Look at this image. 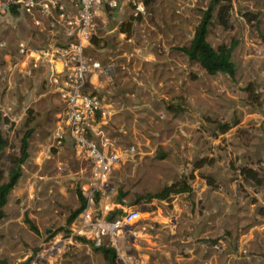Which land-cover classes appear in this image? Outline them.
<instances>
[{"label": "rangeland", "instance_id": "374dc122", "mask_svg": "<svg viewBox=\"0 0 264 264\" xmlns=\"http://www.w3.org/2000/svg\"><path fill=\"white\" fill-rule=\"evenodd\" d=\"M211 1L150 0L146 14L138 17V29L149 40L137 44L140 52L134 57L152 66L137 65L121 82L114 66L113 84L107 81L104 88L113 98L102 96L98 120L102 138L122 152L132 147L135 152L104 184L66 135L55 138L64 107L44 72L12 74L0 53V110L8 109L0 111V133L8 142L1 182L7 180L9 158L32 131L28 161L0 220V264L27 256H32L29 264H107L91 243L76 240L81 236L73 232L74 222L67 225L79 208L77 191L93 216L142 212L119 240V251L112 247L118 264L126 255L137 264H264V0H231L224 27L214 13L208 41L214 48L236 43L234 79L209 76L184 56L182 71L153 65L180 53L178 44L172 47L175 37L183 47L189 44ZM128 8L123 20L133 16ZM110 12L104 9L107 28L113 29ZM96 27L104 31L99 22ZM170 36L172 43L165 44ZM243 168L253 171L259 183L245 179ZM180 180L187 181L190 192L166 201L145 200ZM95 192L100 193L97 204ZM26 218L37 233L29 230Z\"/></svg>", "mask_w": 264, "mask_h": 264}, {"label": "built area", "instance_id": "2783aa9c", "mask_svg": "<svg viewBox=\"0 0 264 264\" xmlns=\"http://www.w3.org/2000/svg\"><path fill=\"white\" fill-rule=\"evenodd\" d=\"M65 0H0V15H7L12 9L24 14L45 18L51 28L63 25L69 40L64 44L50 43L45 47L33 49L21 41L17 45L18 58L15 66L19 72L30 75L32 69H45L44 81L55 90L63 104L62 125L55 138L62 139L66 135L73 143L77 153L83 154L94 169L102 184L109 175L118 168L128 153H134L132 147L125 152L111 145L108 139L102 138L98 131V120L103 113L102 94L89 90L87 79L89 75L103 74L110 85L113 84L112 61L101 64L87 55L85 50L96 35L97 7L106 5L112 12L119 11L120 0H69L76 3L77 11L70 16L66 12ZM133 16L138 18L146 14L145 0H127ZM183 9V8H182ZM34 18L36 26L41 20ZM6 44L0 42V50ZM140 50L130 53V58ZM261 55L262 51H258ZM1 74V71H0ZM6 110L0 111L6 114ZM139 209H124L113 220H107L105 214L93 216L86 209L73 221V232L86 239L94 247L105 244L115 247L125 236L126 229L140 220ZM118 262V257H117ZM119 264H137L129 256H120Z\"/></svg>", "mask_w": 264, "mask_h": 264}, {"label": "crops", "instance_id": "0c3cea01", "mask_svg": "<svg viewBox=\"0 0 264 264\" xmlns=\"http://www.w3.org/2000/svg\"><path fill=\"white\" fill-rule=\"evenodd\" d=\"M120 2L122 8L119 11L111 12L113 17L112 19L115 22V26L113 27V29L107 28V18L104 13V9L107 8L106 5L103 4L102 6L96 8V22H99V25L103 26L102 28L104 29V31H102L101 29V31L96 30V35L93 38L94 42H91L85 50L87 55L91 56L93 59L99 61L103 65L109 61H112L114 66H116L115 76L118 82L124 80L125 74H131L130 71L134 73V70L139 65H143L145 69L152 66V63L148 61H146L148 63H143L141 61L137 62V59L140 55L138 57L136 56L137 58H130L129 55L130 53L134 52L137 44L142 45V43H145L147 42V40H149V37L148 35L145 36L141 34L143 32V29H138L139 24L137 22L133 24L131 36H126L125 34H121L118 32V26L122 21L125 20H123V17L128 15L130 11L127 5V0H120ZM64 4L66 12L70 14V16L76 13L77 8L75 2L65 0ZM23 15L24 13L22 12H19L18 16L10 15L12 16V18H9V14L0 15V42H4L6 44V47L0 50V53H2L1 63L4 62V65L6 63L5 67L11 70L12 74L17 75H20L19 72H16L18 70V67L14 64L12 65L10 63V60L18 58L17 45L19 42L23 41L29 47L38 49L40 47H45L50 43L64 44L69 40V37L66 35V28L63 25H56L55 28H50V26L47 25L48 28H46L42 25V23L44 24L45 22V18L38 16V14H34L35 16L33 17L41 20V26H36L34 23V18L32 16L28 15L31 17V19H29L28 21H24L21 18ZM45 24H48L47 20ZM22 30H24L26 34L22 33ZM192 37L193 35L189 37L190 41L192 40ZM171 38L174 37H167V41H165L164 43H172ZM107 39L109 44L107 43ZM174 42L176 43L173 44L172 47L176 46V44H178V47H183V45L179 43V40L176 37L174 38ZM165 52L168 54V51L164 50V53ZM177 54H179L181 57L177 56ZM183 56L184 55H182V53L176 52L171 56L167 55L168 61L161 64L156 62L153 63V65L161 66L163 68H166L167 70H170L172 69V67H174L176 71H182L183 66H186L184 59H181L183 58ZM42 71L45 72V69H32V76L33 74L35 75L36 73H40ZM42 77L44 78V75H42ZM87 80V87L89 90H96L100 92L102 96H107L109 94V92L104 91V88L107 84V79L103 74L89 75ZM107 97H109V99L113 98V96ZM256 124L257 126H259L258 123Z\"/></svg>", "mask_w": 264, "mask_h": 264}, {"label": "trees", "instance_id": "16d2710c", "mask_svg": "<svg viewBox=\"0 0 264 264\" xmlns=\"http://www.w3.org/2000/svg\"><path fill=\"white\" fill-rule=\"evenodd\" d=\"M150 0H145V4H148ZM231 0H212L209 3L208 8L202 13L201 20L194 30L192 40L188 46L177 48L182 53L188 62L197 64L200 68L209 76L217 74H223L230 79H234L236 73V67L232 60L233 52L236 47V43L231 45L220 44L217 47H213L208 41V35L212 21L214 19V13L216 12L217 24L224 27L227 25V15L230 10ZM112 15V13L110 12ZM12 16H18L19 12L12 9L9 13ZM139 18L131 16L130 18L122 21L118 26V32L131 36L133 30V24L138 21ZM251 20V19H249ZM94 38V37H93ZM91 39V42L93 41ZM222 132L227 131V126H223ZM32 135V131H27L20 141V149L17 155L9 158L10 167L7 172V180L5 182L0 181V220L5 218V207L7 206L9 196L13 189L18 184L22 176V166L28 161L29 158V139ZM8 148V142L2 137L0 133V175L2 168V160L5 157V150ZM241 175L245 179L254 180L259 183L257 175L248 169H241ZM190 192V186L186 180H180L171 186L163 188L161 191L148 195L145 200H169L172 195H179ZM79 208L74 211L67 219V225H70L88 206V200L81 194L80 191L76 192ZM100 198V193L95 192L94 203L97 204ZM141 198H137L135 204L138 203ZM122 213L120 210L109 212L106 216L107 220H113ZM25 223L29 230L37 233L36 226L28 219H25ZM76 240L89 243L82 237H77ZM93 250L99 253L107 264H118L116 250L112 247H107L102 244L99 247H93Z\"/></svg>", "mask_w": 264, "mask_h": 264}, {"label": "water", "instance_id": "95a60500", "mask_svg": "<svg viewBox=\"0 0 264 264\" xmlns=\"http://www.w3.org/2000/svg\"><path fill=\"white\" fill-rule=\"evenodd\" d=\"M32 260V256H27L23 260H18L15 264H29Z\"/></svg>", "mask_w": 264, "mask_h": 264}]
</instances>
